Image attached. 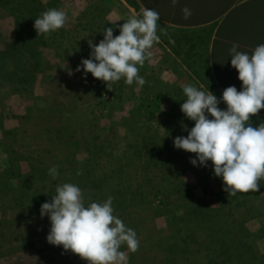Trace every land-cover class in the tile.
Returning a JSON list of instances; mask_svg holds the SVG:
<instances>
[{
	"label": "rangeland",
	"instance_id": "obj_1",
	"mask_svg": "<svg viewBox=\"0 0 264 264\" xmlns=\"http://www.w3.org/2000/svg\"><path fill=\"white\" fill-rule=\"evenodd\" d=\"M53 8L65 26L38 36L35 19ZM141 11L135 0H0V264H88L46 239L51 223L40 208L64 183L80 187L86 206L114 198V215L139 241L134 253L121 246L125 264H264V179L258 191L228 196L211 161L193 166L196 154L173 143L195 123L181 111L185 85L222 97L209 37L158 23L161 43L138 66L142 87L122 78L109 89L76 71L90 40L114 25L119 35ZM159 47L170 61L161 71L152 62ZM250 121L258 127L264 117Z\"/></svg>",
	"mask_w": 264,
	"mask_h": 264
},
{
	"label": "clouds",
	"instance_id": "obj_2",
	"mask_svg": "<svg viewBox=\"0 0 264 264\" xmlns=\"http://www.w3.org/2000/svg\"><path fill=\"white\" fill-rule=\"evenodd\" d=\"M172 3L175 5L177 0ZM182 12L185 19L191 16L188 7ZM159 19L158 12L145 8L139 18L133 16L120 26L119 35H113L116 25L105 28L104 38L98 44L89 41L90 58L82 59L76 71L82 68L85 77L91 73L108 88L110 82L122 78L128 85L135 81L142 87L146 80L138 74V66L142 67L151 57L149 50L160 40ZM66 20L63 11L53 8L35 19L34 28L38 36L49 34L64 27ZM238 48L233 43L229 54L231 65L242 81V90L229 86L218 99L209 88L204 91L185 85L186 100L181 111L195 123L190 130L185 126L186 137L177 136L173 141L175 148L196 154L190 160L193 166H207L211 161L214 175L222 178L228 196L258 191L259 181L264 179V123L253 127L250 121L251 116L264 109V44L256 46L251 54ZM221 101L226 104V110L218 107ZM49 175L55 180L58 166L53 165ZM55 192L51 201L40 208L41 218L47 216L51 223L48 243L62 245L65 251H71L88 264H125L126 255L121 246L126 244L133 253L138 250L136 232L114 215L112 196L86 206L82 190L75 184H58Z\"/></svg>",
	"mask_w": 264,
	"mask_h": 264
},
{
	"label": "crops",
	"instance_id": "obj_3",
	"mask_svg": "<svg viewBox=\"0 0 264 264\" xmlns=\"http://www.w3.org/2000/svg\"><path fill=\"white\" fill-rule=\"evenodd\" d=\"M135 2L142 9H154L158 12V23L170 31L205 33L209 37L206 48L207 65L217 89L221 94L229 86L242 90V81L238 79V71L231 65L229 50L236 43L239 45L238 51L251 54L256 46L264 44V0H177L175 5L172 0ZM184 7L191 10L188 19L184 18ZM159 51L152 62L161 71L160 68L170 61L162 55L164 48L159 47ZM256 115L264 117V109Z\"/></svg>",
	"mask_w": 264,
	"mask_h": 264
},
{
	"label": "trees",
	"instance_id": "obj_4",
	"mask_svg": "<svg viewBox=\"0 0 264 264\" xmlns=\"http://www.w3.org/2000/svg\"><path fill=\"white\" fill-rule=\"evenodd\" d=\"M25 8H26L27 11L30 10V7H28V6H26ZM30 12H33V11H30ZM34 18H36V17H34ZM96 182H97L96 180L93 181V183H95L96 185H98ZM123 202H124V199L122 200V203H123ZM118 203L121 204L120 201H118ZM122 205H123V204H122Z\"/></svg>",
	"mask_w": 264,
	"mask_h": 264
}]
</instances>
